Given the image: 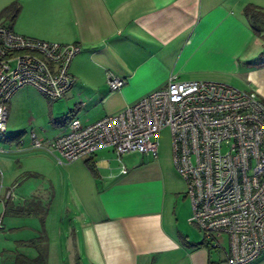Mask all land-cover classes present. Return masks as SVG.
<instances>
[{
  "label": "crops",
  "instance_id": "1",
  "mask_svg": "<svg viewBox=\"0 0 264 264\" xmlns=\"http://www.w3.org/2000/svg\"><path fill=\"white\" fill-rule=\"evenodd\" d=\"M11 3L20 7L16 17L0 22L15 33L80 47L69 67L71 88L28 119L29 132L50 148L68 122L115 114L164 86L169 75L224 82L264 101V20L245 15L249 5L264 10V0H0V11ZM108 73L125 81L119 90L109 89ZM17 98L7 104L6 123ZM21 132L19 145L8 141V152L32 157L36 173H53L62 210L72 205L82 214L62 229L64 238H79L72 245L80 264H226L188 221L190 204L171 155L160 157L157 149L156 158L139 163L137 154L129 163L103 148L58 165L56 151L31 147ZM251 264H264V252Z\"/></svg>",
  "mask_w": 264,
  "mask_h": 264
},
{
  "label": "built area",
  "instance_id": "2",
  "mask_svg": "<svg viewBox=\"0 0 264 264\" xmlns=\"http://www.w3.org/2000/svg\"><path fill=\"white\" fill-rule=\"evenodd\" d=\"M79 51L78 44L26 37L0 22V133L19 88L34 87L50 102L68 92L74 82L69 67ZM124 83L107 74L111 91ZM67 127L52 148L31 130V147L56 151L58 165L103 148L117 159L136 153L141 163L157 157L156 136L168 128L172 163L190 204L188 221L203 242L221 252L226 264H251L264 252V101L254 92L169 75L164 86L121 111L90 124L70 121ZM120 173H126L124 165ZM5 198H13L11 190Z\"/></svg>",
  "mask_w": 264,
  "mask_h": 264
},
{
  "label": "rangeland",
  "instance_id": "3",
  "mask_svg": "<svg viewBox=\"0 0 264 264\" xmlns=\"http://www.w3.org/2000/svg\"><path fill=\"white\" fill-rule=\"evenodd\" d=\"M33 89L22 87L12 95L11 99L18 96V101L8 113L6 131L0 133V149L5 148V152H0V264H13L15 258L21 257H27L32 264H80L73 254L77 247L72 245V240L77 244L79 238H64L62 229L64 225L74 226L75 220L82 216L81 212L72 205L67 211L62 210L53 173L50 177L40 171L36 173V162L32 157L22 160L17 153L8 152L11 146L5 138L24 131L23 140H27L31 127L28 119L36 115L38 108L45 111L48 107L49 102ZM39 98L45 101V107ZM156 140L159 156L171 155L169 129H161ZM137 157V154H125L122 158L132 163ZM179 178L185 191V182ZM7 190H11L13 198H5ZM54 193L56 197H53ZM211 251L212 257L218 259L216 251Z\"/></svg>",
  "mask_w": 264,
  "mask_h": 264
},
{
  "label": "trees",
  "instance_id": "4",
  "mask_svg": "<svg viewBox=\"0 0 264 264\" xmlns=\"http://www.w3.org/2000/svg\"><path fill=\"white\" fill-rule=\"evenodd\" d=\"M19 8L20 7L17 3H11L10 5L4 7L0 11V18L14 19L17 15L18 11H19ZM245 15L252 22L264 20V10H261L258 7L253 6V5H249L246 7ZM21 135H22V132L14 135V136H10L8 138H5V140H7V141L14 140V141H16V144L19 145L20 144L19 140H20ZM86 166L93 175L96 174V170H95L92 163H90L89 161H86ZM13 264H32V261L30 259H28L27 257H21V258H15V261L13 262Z\"/></svg>",
  "mask_w": 264,
  "mask_h": 264
}]
</instances>
